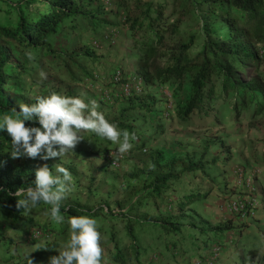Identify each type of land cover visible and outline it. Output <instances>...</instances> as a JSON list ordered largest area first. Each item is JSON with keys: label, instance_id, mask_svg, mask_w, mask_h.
Returning <instances> with one entry per match:
<instances>
[{"label": "trees", "instance_id": "trees-1", "mask_svg": "<svg viewBox=\"0 0 264 264\" xmlns=\"http://www.w3.org/2000/svg\"><path fill=\"white\" fill-rule=\"evenodd\" d=\"M0 4V12L5 16L0 17V115L11 114L13 108L18 111L20 102H36L22 94V78L29 76V62L19 63L15 51L19 55L24 52L38 55V75L53 70L70 81L89 86L94 85L92 82L99 83L101 93L91 94L94 99L106 101L102 97L104 92L115 91L117 86L123 89L128 83L122 74L118 81L114 80L117 70L106 81L104 77L95 78L91 67L96 59L94 47L101 41L114 46L117 27L130 34L129 54L137 57L138 74L129 75L128 81L135 79L139 89L144 86L147 89L143 100H136L130 94L124 98L134 105L133 112L143 118L150 132L158 133L156 126L160 129L165 123L167 129L168 125L188 124L193 120L202 127L217 125L219 107L227 103H230L229 121L237 120L250 107L251 119L264 115V0H16L15 3L0 0ZM14 15L16 19L12 21ZM109 15L116 17L114 28L107 18ZM186 20L197 32L186 33L183 28ZM103 24L111 25V29L102 35L99 32ZM85 29L100 34L95 46L83 41L81 34ZM183 91L185 95L181 97ZM127 110L128 107L120 113ZM107 119L120 129L135 133L129 151H152L147 140L144 141V133L136 132V118L128 127L119 118ZM26 126L39 125L28 121ZM85 133L80 142L96 141L97 153L106 157L117 152V145L111 141L92 132L82 131L81 135ZM207 137L211 139L205 140V150L210 145H225L217 133ZM11 152V137L0 131V216L16 222L24 213L23 208L17 207L21 197L15 195L16 190L34 185L35 168L13 158ZM121 156L120 159L124 158L125 153ZM150 157V164L141 169L139 178L134 172L137 179L132 177L119 183L124 203L119 202L118 209L108 202L88 207L82 196L75 195L62 203L64 224H56L49 218L42 224L28 220L24 235H33L35 229L41 232L39 237H34L30 258L42 257L49 251L54 253L70 237L67 220L89 215L99 222L101 246L106 244V261L110 264H179L170 250L176 243L186 241V236L193 235L186 230L192 225L186 226L179 214L188 205L208 198L209 187L195 183L193 177L197 173L206 176V166L214 165L218 158L214 156L209 162L202 158L198 161L166 158L160 149H154ZM111 159L110 155V166L115 169L119 164L113 166ZM221 185L222 191H229L226 179ZM43 206L49 211L50 206ZM172 209L175 212L167 213ZM116 221L122 225L125 240H118L120 231L113 225ZM227 228V225L214 228L202 225L195 228L199 230L195 238L198 235L204 244L220 242ZM148 231L159 233L151 235L150 243L144 246L140 237ZM49 234L53 239L47 238ZM41 241L53 249H37ZM251 263L250 258L247 264ZM180 264H195V260L184 259Z\"/></svg>", "mask_w": 264, "mask_h": 264}, {"label": "rangeland", "instance_id": "rangeland-1", "mask_svg": "<svg viewBox=\"0 0 264 264\" xmlns=\"http://www.w3.org/2000/svg\"><path fill=\"white\" fill-rule=\"evenodd\" d=\"M10 1L12 3L16 2V0ZM166 1L170 2V0ZM0 17L3 18L5 16L0 12ZM107 18L113 23L112 27H116L114 24L116 17L109 15ZM15 19L14 15L11 20L15 21ZM183 28L188 34L197 32V28L188 20L184 22ZM110 29L111 25L103 24L99 33L102 35L104 31L109 33ZM117 31V39L114 46L101 41L98 46L94 47L96 59L91 63V67H93L92 73L96 75L95 78L98 76L99 79L100 76L106 78L107 81L108 76L116 70L121 71L124 82H127L131 87L130 93L126 94L121 87L117 86L115 91L109 89L102 94V97L106 101L94 99L92 96L95 93H101L100 87L97 86L99 83L92 82L94 85L89 86L88 83L70 81L67 78L57 76L53 70L46 74V79H42L40 74L38 75L36 68V65L40 62L38 55L33 52H24L19 55L20 52L15 51L13 54L17 56L19 63L24 61L29 62V76L25 75L22 78V94L27 99L33 100L37 96L47 95L53 91L68 96H78L84 93L86 101L96 100L99 105V111L103 112L107 118H119V121L125 127H128L132 123L133 118H136L138 120V124L135 126L136 132L141 131L144 133V141L146 142L147 140V145L152 151L150 150L151 152L146 153H138L134 150L132 152L128 151L125 153L124 158L118 160L119 165L115 169L109 163L111 153L106 155V157L101 152L97 153V143L93 140L80 142V144L75 146L73 152H70L62 159L56 157L45 161L39 157L30 158L21 156L19 160L31 164L35 170L45 163L50 168L55 164H62L70 171L73 177V190L68 193L65 200H69V198H73L75 195L78 197L82 196L83 202H86L88 207H97L100 203L108 202L116 210L119 208L117 207L119 202L124 203V196L119 191V183L124 182L125 179L135 177L134 172L137 173L136 177L139 178L142 175L141 169L147 168L150 164V156L154 149H160V152L166 158L175 156L179 159L183 158L184 160L193 161H198L202 158V161L209 162L211 158L217 156L218 161L214 165L206 166V176L197 173L193 177L195 183L209 187L208 198L204 201L188 205L184 209L185 212L183 211L179 214V219L186 226L192 225V227L187 226L186 228L188 229L186 230L193 235L191 237L186 236V241L176 243L177 245L172 246L170 251L172 254H175L174 258L177 259L178 263H181L184 259L192 258L195 261L200 260V264H238L241 262H246L247 264L251 258V264H264L263 219L260 218L261 216L257 212L253 217L241 219L229 211L227 204L229 200L236 198L241 193V188L235 184V170L238 168L252 175V183L255 187L257 198L258 200L259 198L264 199V115L251 119L250 112L252 107H250L240 118L229 121L228 108L230 103H227V105L219 107L220 121L217 125L202 127L199 126V122L193 120L188 124L175 123L168 125L167 129V123H165L159 129L156 123L153 122L152 127L156 126L158 133H152V130L150 132L149 126H145L146 122H144L143 118L138 116L137 113L135 115V112H133L134 105L128 103L129 101L124 98L130 94L132 97H136V100H139V98L143 100L147 89L145 86L144 88L140 87V89H137L135 79L128 81L129 75L138 72L135 62L137 57L129 54L132 39L130 34L123 28L119 29V27H117ZM100 34H94L92 31L90 32V30L85 29L81 37L87 44L95 46V40H99ZM29 54H31V58ZM184 95L185 91L182 92L181 97ZM127 107L129 110L120 113V111ZM174 120L176 121L177 119L175 118ZM216 133L221 136V140L225 142V145L223 147L210 145L209 149L205 150L204 142L209 138L207 136ZM86 135L87 133L82 136L86 137ZM225 179L230 184L228 192L222 191L221 188V184ZM114 183H116V186ZM174 197L176 195H173ZM172 212H175V209L167 211V213ZM48 218V209L43 204L27 215L23 213L16 222L0 216V264H24L25 253L32 252L31 247L36 241L33 235L28 233L24 235L23 233V230L27 227L28 220L42 224ZM108 224H111V222ZM207 224L213 228L218 225L228 226L225 232H223L224 235L221 233L220 242L213 240V242L204 244L198 235L195 238L196 234L199 233V230L195 228ZM113 225L117 232L120 231L118 240H121L124 234L122 232V225L119 221H116ZM32 228L35 227L33 226ZM158 233L157 231H148V233L144 234L147 236L142 235L140 237L143 238L142 244L145 246L147 243H150L149 239H152L151 235ZM103 236L105 238L106 234ZM47 238L51 240L53 239V235L49 234ZM122 240L125 239L123 238ZM216 244L221 246L219 255L217 259L210 260L208 256L211 253L212 247ZM105 246L106 244L102 246V264H110L106 261L107 251L105 250ZM52 254L58 255V252L56 250L54 253L49 251L42 257H32V260L34 264H48V259L53 256ZM10 256L12 257L11 260L9 259Z\"/></svg>", "mask_w": 264, "mask_h": 264}, {"label": "clouds", "instance_id": "clouds-1", "mask_svg": "<svg viewBox=\"0 0 264 264\" xmlns=\"http://www.w3.org/2000/svg\"><path fill=\"white\" fill-rule=\"evenodd\" d=\"M29 56L31 58V54ZM40 76L42 79L47 78L44 72ZM98 109L97 101H86L84 93L68 96L53 91L37 96L35 103L20 102L18 111L13 108L11 114L0 115V131H6L11 137L13 158L39 157L45 161L56 157L62 159L73 152L84 138L82 131L111 141L117 145L116 150L121 155L131 150L136 139L135 133L120 129ZM28 121L38 122L39 126H26ZM72 190L73 177L70 171L62 164L50 168L45 163L35 170L34 185L16 190L15 195L21 197L17 207L23 208L24 215H27L41 204L48 205L49 219L56 224H64L62 201ZM67 223L70 237L55 249L58 255L49 257L48 264H102V234L98 220L89 215H78L69 218ZM36 247L53 249L45 241ZM29 253H25L26 262L34 264Z\"/></svg>", "mask_w": 264, "mask_h": 264}, {"label": "built area", "instance_id": "built-area-1", "mask_svg": "<svg viewBox=\"0 0 264 264\" xmlns=\"http://www.w3.org/2000/svg\"><path fill=\"white\" fill-rule=\"evenodd\" d=\"M114 80L118 81L121 78V73L119 70L115 72ZM137 83V89L138 88ZM129 85L124 84L123 90L127 94L129 92ZM111 163L113 166L118 165V159H120L122 156L116 151L111 152ZM235 184L239 186L240 194L234 198L231 199L228 203V209L229 211L240 217L241 219L250 218L253 217L256 214L257 208H258V198L256 195V190L253 185L252 181V175L245 173L242 169L238 168L235 170ZM33 237H39L41 232L37 229H35L33 232ZM221 246L219 244H216L212 247L211 253L209 254L208 258L210 260L217 259L219 252H220ZM208 259V260H209ZM200 260L195 261V264H200Z\"/></svg>", "mask_w": 264, "mask_h": 264}, {"label": "crops", "instance_id": "crops-1", "mask_svg": "<svg viewBox=\"0 0 264 264\" xmlns=\"http://www.w3.org/2000/svg\"><path fill=\"white\" fill-rule=\"evenodd\" d=\"M258 201H259V204H258V208H257V214H259L261 216L260 218L263 219V225H264V199L259 198Z\"/></svg>", "mask_w": 264, "mask_h": 264}]
</instances>
